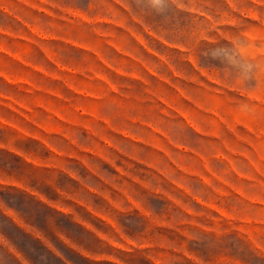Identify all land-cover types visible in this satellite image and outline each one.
<instances>
[{
    "label": "rangeland",
    "instance_id": "1",
    "mask_svg": "<svg viewBox=\"0 0 264 264\" xmlns=\"http://www.w3.org/2000/svg\"><path fill=\"white\" fill-rule=\"evenodd\" d=\"M264 264V0H0V264Z\"/></svg>",
    "mask_w": 264,
    "mask_h": 264
},
{
    "label": "crops",
    "instance_id": "2",
    "mask_svg": "<svg viewBox=\"0 0 264 264\" xmlns=\"http://www.w3.org/2000/svg\"><path fill=\"white\" fill-rule=\"evenodd\" d=\"M10 254L12 255V258L16 260L19 264H32L28 259L24 256H21L17 252L11 251Z\"/></svg>",
    "mask_w": 264,
    "mask_h": 264
}]
</instances>
